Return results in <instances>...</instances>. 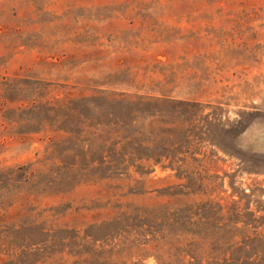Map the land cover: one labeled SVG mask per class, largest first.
Wrapping results in <instances>:
<instances>
[{"label":"rangeland","instance_id":"1","mask_svg":"<svg viewBox=\"0 0 264 264\" xmlns=\"http://www.w3.org/2000/svg\"><path fill=\"white\" fill-rule=\"evenodd\" d=\"M255 226L264 0H0V264H206Z\"/></svg>","mask_w":264,"mask_h":264},{"label":"trees","instance_id":"2","mask_svg":"<svg viewBox=\"0 0 264 264\" xmlns=\"http://www.w3.org/2000/svg\"><path fill=\"white\" fill-rule=\"evenodd\" d=\"M253 214L255 215V211ZM258 227L255 226L253 231L232 233L231 242H228L221 256H208L211 258L206 264H264V228Z\"/></svg>","mask_w":264,"mask_h":264}]
</instances>
